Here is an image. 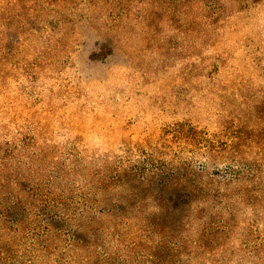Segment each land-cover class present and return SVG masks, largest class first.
<instances>
[{"label":"rangeland","instance_id":"374dc122","mask_svg":"<svg viewBox=\"0 0 264 264\" xmlns=\"http://www.w3.org/2000/svg\"><path fill=\"white\" fill-rule=\"evenodd\" d=\"M0 264H264V0H0Z\"/></svg>","mask_w":264,"mask_h":264}]
</instances>
